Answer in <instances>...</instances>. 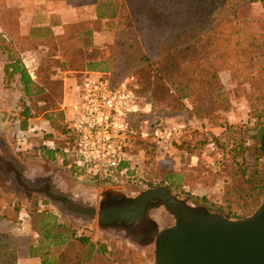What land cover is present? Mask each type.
<instances>
[{
	"label": "rangeland",
	"instance_id": "374dc122",
	"mask_svg": "<svg viewBox=\"0 0 264 264\" xmlns=\"http://www.w3.org/2000/svg\"><path fill=\"white\" fill-rule=\"evenodd\" d=\"M238 10V21L228 18L230 13L220 15L214 23L215 28L191 55L181 57L183 72L181 77L174 80L176 82L155 85L153 99L156 106L149 120L158 119L168 125H179L183 135L177 149L166 157L159 155L149 142L136 145L133 153L134 178L129 183L97 186L78 180L66 164L60 165L59 161L47 163L40 156L44 142L38 136L31 134L27 141H22V137L18 136V127L5 134L9 146L5 155L14 156L23 163L37 161L45 172H57L65 184L66 193L78 200H83L84 192L94 194L96 201L100 202L108 193L134 197L141 191L168 187L175 197L188 205L205 207L212 213L227 215L231 219L251 216L264 201V157L258 150L259 138L251 139L257 135L258 129L264 128V3L257 0L247 2ZM240 39L246 40V44H241ZM141 69V81L147 85L151 81L150 75L145 67ZM186 79L192 80V103L185 99L178 85L180 80ZM73 93L72 89V95H67L66 99L64 112L67 119H71L73 114ZM220 110L226 112L218 118ZM197 112L206 119L196 115ZM215 119L223 121L219 124L223 125V129H229L228 133L225 132L227 129L214 132L209 128V121ZM217 122L213 121L215 124ZM210 139H218L221 151L226 154L221 162L222 169L218 172L210 167V163L216 159L208 148ZM35 142H38V146L30 149ZM59 145L58 142L56 146ZM69 146L71 149L67 155L61 153L60 158L64 160L67 157L69 163L74 164L75 150L72 143ZM257 157L258 165H254ZM259 188L262 194L260 199ZM1 206L7 210L15 207L21 210L19 237L23 244L39 240V235L32 232V216L46 211L54 213L58 223L64 224L71 233L88 237L96 245V251L100 245L108 248L107 255H99L96 261L87 264L156 262L155 242L142 245L120 231L100 227L98 221L90 223L64 215L48 199L39 195L29 199L0 178ZM220 208L224 211H220ZM157 214L160 231L176 224L175 216L166 209L161 207ZM3 231L8 229L4 228ZM60 250L53 247L50 254L57 256Z\"/></svg>",
	"mask_w": 264,
	"mask_h": 264
},
{
	"label": "crops",
	"instance_id": "0c3cea01",
	"mask_svg": "<svg viewBox=\"0 0 264 264\" xmlns=\"http://www.w3.org/2000/svg\"><path fill=\"white\" fill-rule=\"evenodd\" d=\"M103 3L0 0V133L6 139L8 131L21 129L22 121L27 127L42 129L45 138L43 133L37 136L51 151L41 148L39 154L47 163L64 165L51 142L65 120L67 95H72L88 72L108 73L117 66L119 18ZM23 70L29 82L23 79ZM215 120L216 124L208 125L219 132L223 121ZM37 144L32 143L30 149ZM5 209L1 206L0 214ZM0 225L19 238L16 264H42L30 254L36 239L27 245L21 241L20 222L3 220Z\"/></svg>",
	"mask_w": 264,
	"mask_h": 264
},
{
	"label": "trees",
	"instance_id": "16d2710c",
	"mask_svg": "<svg viewBox=\"0 0 264 264\" xmlns=\"http://www.w3.org/2000/svg\"><path fill=\"white\" fill-rule=\"evenodd\" d=\"M254 1L105 0L103 3L105 7L112 10L114 15L119 18L116 50L118 60L117 66L111 71L114 79L120 81L128 74L134 73L141 80V67H145L151 81L147 85L141 81L140 97L144 101H150L154 108L155 85L162 82L174 83L177 77L182 76L181 57L191 55V52L215 28L214 23L217 18L222 14L230 13L228 18L238 21V7ZM257 1L264 3V0ZM239 42L246 44V40L240 39ZM247 42L249 44V40ZM22 76L25 81L29 82V76L24 70ZM191 83L192 80L186 79L180 80L178 84L187 101H190L193 92ZM190 102L192 103V101ZM224 112L226 111L220 110L221 115H218V118ZM25 114L26 117L29 116V111ZM197 114L200 115L199 112ZM200 117L206 119L203 115ZM213 121L215 122V120ZM23 122L21 130L28 131L33 128L27 127ZM228 130L225 132L228 133ZM263 134L264 128H260L257 135H253L251 139L255 140L256 136L259 138L258 150L264 157L261 147ZM214 141L219 152L223 153L225 157L226 154L221 151L218 139ZM41 148H45L46 152L51 151L45 146ZM254 165H258V157ZM221 166L219 171L222 169ZM262 175L264 176V164ZM261 188H259V199L262 196ZM219 210L224 211L223 208ZM20 214L21 210L18 207L13 210L5 209L4 214H0V222L9 220L18 223ZM32 232L39 235V240H36V245L30 246V254L40 258L42 264H87L88 262L92 263L93 260L96 261L99 255L108 254V248L105 245H100L96 251V245L88 237L79 236L76 232L71 233L64 224L58 223V218L54 213L43 211L33 215ZM19 246V238L12 232L3 231L0 225V264H16ZM53 247L61 249L57 256L50 254ZM102 261L104 263L105 259Z\"/></svg>",
	"mask_w": 264,
	"mask_h": 264
},
{
	"label": "water",
	"instance_id": "95a60500",
	"mask_svg": "<svg viewBox=\"0 0 264 264\" xmlns=\"http://www.w3.org/2000/svg\"><path fill=\"white\" fill-rule=\"evenodd\" d=\"M264 152V134L261 138ZM9 149L0 133V178L18 193L32 199L42 196L64 215L99 223L125 226L137 221L147 209L159 206L175 216L176 224L161 232L156 242L155 264H264V201L249 217L231 219L205 207L188 205L168 187L143 193L133 204L99 211L96 200H78L66 193L56 173L45 172L39 162L22 163L6 156Z\"/></svg>",
	"mask_w": 264,
	"mask_h": 264
},
{
	"label": "built area",
	"instance_id": "2783aa9c",
	"mask_svg": "<svg viewBox=\"0 0 264 264\" xmlns=\"http://www.w3.org/2000/svg\"><path fill=\"white\" fill-rule=\"evenodd\" d=\"M73 90L72 118L65 116L62 130L51 144L53 150L67 155L72 143L75 163H69L67 157L63 163L78 180L97 186L129 183L134 178L136 145L149 142L166 157L180 144L181 126L149 120L153 106L140 97L141 80L136 74L116 81L112 72H88ZM42 132L36 127L28 131L19 128L18 136L27 141L31 134L37 137ZM208 148L216 155L210 167L219 171L224 154L212 139Z\"/></svg>",
	"mask_w": 264,
	"mask_h": 264
},
{
	"label": "flooded vegetation",
	"instance_id": "af4514ba",
	"mask_svg": "<svg viewBox=\"0 0 264 264\" xmlns=\"http://www.w3.org/2000/svg\"><path fill=\"white\" fill-rule=\"evenodd\" d=\"M156 189H159V188H156ZM150 190H153V189H148L145 191L138 192V194H136L134 197L126 196L125 194L114 195L112 193H108L105 195V197L100 202H97L98 205H101V207H99V211L103 212V211H106L110 207H118V206L125 205V204H133L134 201L138 197H140L143 193L150 191ZM81 199H83L87 202H92L93 200H96L97 198L94 194L84 192L82 194ZM155 209H149L148 208L146 213L142 214V216L131 225L125 226L122 222H119L116 225L100 226V227L110 228V229H115L117 231H120V232L126 234L127 236H130V237L136 239L138 241V243H141L142 245L147 246V245L152 244L154 242L156 243L159 235L162 232V231H160L161 228L159 226H156V227L150 226L149 227V226H145V224L142 225L143 222L146 223L145 219L146 220L149 219L151 213L154 212Z\"/></svg>",
	"mask_w": 264,
	"mask_h": 264
},
{
	"label": "bare ground",
	"instance_id": "6f19581e",
	"mask_svg": "<svg viewBox=\"0 0 264 264\" xmlns=\"http://www.w3.org/2000/svg\"><path fill=\"white\" fill-rule=\"evenodd\" d=\"M160 209H161V206H159V207H157V208L155 209L156 212H152V213H151L149 219L146 220L145 226H149V227H150V226H151V227H152V226H155V227H156V226H159V227H161V226H160V223H159V221H158V219H157V217H156V216L158 215L157 212H159ZM160 216H161V215H160ZM160 220H161V219H160ZM161 223H162V222H161ZM159 227H158V228H159Z\"/></svg>",
	"mask_w": 264,
	"mask_h": 264
}]
</instances>
